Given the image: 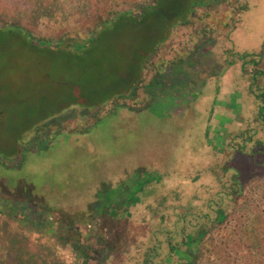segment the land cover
Here are the masks:
<instances>
[{"label": "rangeland", "instance_id": "obj_1", "mask_svg": "<svg viewBox=\"0 0 264 264\" xmlns=\"http://www.w3.org/2000/svg\"><path fill=\"white\" fill-rule=\"evenodd\" d=\"M157 1L169 19H124L96 44L70 48L52 44L83 42L98 21L151 0H0V27L46 44L0 40V156L22 160L0 169L1 264H132L161 215L218 195L216 177L233 158L227 143L257 112L239 55L258 54L264 72V0L207 2L186 24L172 15L195 0ZM230 164L246 225L264 206V170L252 176L240 157ZM156 175L132 204L127 196ZM232 211L196 246L198 264H222L215 249Z\"/></svg>", "mask_w": 264, "mask_h": 264}, {"label": "trees", "instance_id": "obj_2", "mask_svg": "<svg viewBox=\"0 0 264 264\" xmlns=\"http://www.w3.org/2000/svg\"><path fill=\"white\" fill-rule=\"evenodd\" d=\"M213 1L218 0H195V5L190 2V7L179 9L172 15L176 20L174 24H186L188 18L193 14V8L203 6L207 2L212 3ZM219 1L228 2L229 0ZM157 3V0H151V3L148 5L145 3L139 7L137 14L132 12L115 13L113 19L98 21L97 25L94 26V31L83 42H80L78 38L74 37L62 38L58 43L52 44V46L59 45L70 48H81L83 46L94 45L97 43L103 29L124 19L142 23L150 12L155 16L169 19L170 15L156 8ZM244 9L245 6L240 8L241 11H244ZM7 35L24 36L31 42L34 48H38V44L42 46L46 45L36 40L33 34L18 26L2 25L0 27V40L3 37L6 38ZM239 60L241 61L242 72L249 74L250 80L254 81V84L251 82L249 86V94L254 98L257 112L253 121L247 125V128L239 132V135L230 138L227 143L226 148L233 152V158L227 162L229 166L223 164L224 167L221 173L216 177L219 186L218 195L213 198H208L203 203L202 210L190 204L185 207H173L174 214L170 215V217L161 215L158 220L160 225L152 230L150 240L147 244L142 243L137 246L135 254L130 259V263L198 264L202 251L196 246L205 241L212 228L220 230L223 222L227 220L226 214L231 208L233 210L232 214L235 216L231 219L234 227L230 232L220 238V241L223 240V243L218 249H215L217 251L216 254L222 264H264V206L255 207L257 211H249L247 215L249 224L247 223L245 225V221L243 220L244 216H241V218L240 215L238 216V210L241 206L240 203L244 199L242 177L240 171L230 164H234V159L240 157L250 162L252 176H259V172L264 170V85L260 83V79L264 77V72L257 70L259 65L258 54H242L239 55ZM227 62L225 63L226 67L236 65V61ZM248 67H251L252 70H249ZM158 83L159 77H156L153 85H157ZM138 85H135L129 91L132 95ZM12 157L0 156L1 170L9 171L17 169V165L22 160L15 156L13 159L15 160V164L12 165ZM214 169H212V172L216 175ZM147 178L145 185L140 186L136 190L134 189L133 193H135L127 196L132 204L140 203L145 188L151 182L157 183L160 177L156 175V177L149 178L147 176ZM136 193L141 197H133ZM251 217L252 219H250ZM204 251L206 254L210 253V250L204 249Z\"/></svg>", "mask_w": 264, "mask_h": 264}]
</instances>
